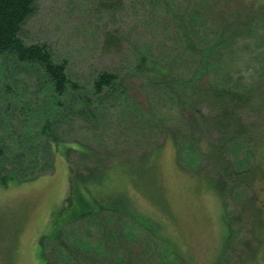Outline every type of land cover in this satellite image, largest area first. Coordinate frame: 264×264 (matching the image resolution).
Returning a JSON list of instances; mask_svg holds the SVG:
<instances>
[{
	"label": "rangeland",
	"instance_id": "1",
	"mask_svg": "<svg viewBox=\"0 0 264 264\" xmlns=\"http://www.w3.org/2000/svg\"><path fill=\"white\" fill-rule=\"evenodd\" d=\"M100 4L101 0H36V10L25 21L21 36L27 43L47 42L59 55L69 53L73 62L69 67L72 78L86 83L89 76L101 68L117 70L126 65L125 56H130L131 60L135 43L146 39L143 36L146 25L138 20V9L128 11L125 4H120L106 10ZM262 4L264 0H208L203 4L200 16L205 20L195 27L194 54L216 45L219 32H214L224 21L230 24L242 21L249 27L251 20L253 34L248 31L235 34L239 38L227 51L221 49L214 55L215 68L206 71L207 77L199 82L201 85L215 83L242 90L254 83L255 64L264 53ZM142 11L146 12L141 10L140 14ZM147 17L148 14H144L142 19L146 21ZM151 27L150 33L160 32L155 22ZM211 27L214 28L212 33L206 34ZM116 31L124 46L107 51L102 46L103 35L113 32L118 36ZM167 33L163 30V44L152 45L145 51L158 59L169 60L171 55L174 74L183 80L192 79L195 60L192 57L179 59L182 46ZM126 40L130 42L128 46ZM33 72L37 74L33 66L17 62L11 55H0V113L8 98L4 92L6 83L20 85L16 79L23 82L21 78ZM21 73L24 76H16ZM262 76L259 78L262 85L253 92L256 103L251 105L252 109L247 106L232 111L235 115L238 112L239 117L241 114L244 130L235 132V125L213 123L211 118H216L214 115L218 113L210 115L209 103L200 102V112L209 115L213 123L209 134L201 132L191 111L179 110L178 101L164 89L128 76L130 93L144 109L143 113H127L122 107L118 110L119 105L112 109L113 104L119 102L124 106L130 101L111 97L116 100L109 103L111 107L96 122L104 131H80L77 138L97 143L98 152L113 153L115 161L125 160L126 168L134 167L139 156L144 160L147 153L153 151L148 160L142 162L144 189L129 178L135 175L125 173L114 164L90 192L110 200L116 210L101 213V220L89 216L64 223L63 236L54 240L47 238L45 242L50 241L49 246L58 251L63 244L72 243L66 231L73 236L78 231V223H83L87 225L85 229L93 230L92 241H100L98 232L107 236L106 240L90 244L89 248L95 250L99 244L103 248L104 242L111 243L109 248H103L113 254L109 264H264V74ZM144 113L148 116L145 119ZM181 116H186L190 124L185 125ZM167 128L175 134L180 128V138L187 136L188 140L178 149ZM53 147L55 158L51 173L18 184L0 183V264H44L41 238L50 237L54 223L71 214L72 206L65 210L61 207L68 193L65 152L74 144L54 142ZM178 153L182 161L191 160L188 165L177 161ZM223 169L228 170L230 177L225 197L212 185L222 177ZM139 219L155 222L160 231H150ZM97 223L102 224L101 229ZM115 248L119 250L116 252ZM83 252L77 256L80 260Z\"/></svg>",
	"mask_w": 264,
	"mask_h": 264
},
{
	"label": "trees",
	"instance_id": "2",
	"mask_svg": "<svg viewBox=\"0 0 264 264\" xmlns=\"http://www.w3.org/2000/svg\"><path fill=\"white\" fill-rule=\"evenodd\" d=\"M207 1L101 0L100 5L106 10H113L120 4H125L128 11L138 9V20L146 25V31L144 34L142 33L146 39H140L135 43L131 60L130 56H125L128 59L126 65L117 70L101 68L96 74L89 76L86 83H83L79 78H72L69 67L73 62L69 53L59 55L47 42L27 43L22 38L25 21L36 10V0H0V55H11L17 62L29 64L37 71V74L33 72L21 78L23 82L16 79L20 85L12 86L11 83H6L4 86V92L8 98L4 110L0 113V183L6 186L11 183L18 184L51 173L55 158L53 143L70 142L74 144V147H68L65 152L68 165V193L61 207L62 210H65L72 206L71 214L67 219L54 223L53 234L50 237L44 238L45 236H43L41 238V255L44 264H109L113 254H109L110 252L103 248H109L112 244L104 242L103 248L100 244L95 250L92 247L89 248L90 244L106 240L107 236L101 231L97 235L100 241H92L93 230L85 229L86 224L78 223V231L73 235L74 237L66 231V236L72 238V243L67 246L63 244V247L58 251L53 249L52 245L49 246L50 241L45 242V240L47 238L60 239L64 234L62 227L64 223L79 218L85 219L89 216H96L101 220V213L103 215L108 211L116 210V206L111 205L110 200L107 201L102 196L90 192L92 187L99 184L98 179L102 180L100 177L108 173L114 164L119 165L118 167L125 173L135 175L129 178L133 179L139 188L144 189L145 182L141 181L144 175L142 162L148 160L153 151L148 152L144 160L143 156H139L134 167L128 165L126 168L123 162L125 160L115 161L113 153L108 152L103 155L99 153L97 143L84 142L77 138L80 131L88 132V129L102 133L104 130L99 128L96 122L101 114L111 107L109 103L118 97L130 101V103L122 106V103L118 102L112 105V109L119 105L118 110L122 107L127 113H143L144 109L130 93L127 85L128 76H134L137 82L145 80L157 84L160 89L165 90L168 96L175 97V100L178 101V109L191 111L195 116V125H200V131L203 133L209 134L210 126L216 121L219 125L227 124L229 127L235 125L239 128H233L235 132L241 128L245 129V124L242 125L240 121L241 114L239 113V117L238 112L235 115L232 111H238L247 106H249L248 109H252L251 105L256 103V101L253 102L255 95L253 92L263 83L259 78L264 74V53L260 54V58L255 64V81L246 89L239 90L241 88L215 83L201 85L199 82L207 77L206 71L215 68L214 55L220 53L221 49L227 51V48L239 38L235 34H242L243 31L253 34L251 20L249 27L245 26V22L242 21L238 24L224 21V25L214 32H219L216 45L208 46L206 50L194 54L197 34L195 27L199 21L204 22L205 20L200 16V11ZM262 5L264 6V4ZM141 10L146 12L142 11L140 14ZM144 14L149 16L146 21L142 19ZM153 22L159 26V33L148 31L153 30L151 29ZM228 25H232V27L229 28ZM165 29L182 46L180 48L182 55L179 54V59L187 60L192 57V60H195L192 79L183 80L174 74L173 66L170 63L171 55L169 60L158 59L145 51L152 45L160 46L164 43L163 30ZM213 29L211 27L206 34L212 33ZM119 38L120 34L117 36L113 32H105L102 46L106 47L107 51L124 46ZM128 41L125 42L127 46L130 43ZM80 70L84 69L80 68ZM24 73L16 76L22 77ZM201 101L209 103L210 115L218 113L214 115L216 118H211L213 123L208 118L209 115L200 112ZM149 111L151 112V110ZM147 117V114L144 113V119ZM234 118L236 122H233ZM120 119L121 117L119 121ZM180 119H183L185 125L190 124L186 116H181ZM157 126L163 129L161 124H157ZM167 129L166 132L176 143L178 149L188 140L187 136L180 138V128L177 130L179 133L176 134ZM180 157L178 153L177 161L179 163L188 165L191 161L189 159L182 161ZM221 174L222 177L213 181L212 185L222 197H225L230 177L226 169H223ZM133 217L137 219L136 216ZM138 221L150 231H160L156 229L155 222L141 219ZM98 225L101 229L102 224ZM118 250L119 248H115L116 252ZM82 251L84 252L80 260L77 256ZM74 252L76 254H73ZM74 259L75 262H73Z\"/></svg>",
	"mask_w": 264,
	"mask_h": 264
},
{
	"label": "bare ground",
	"instance_id": "3",
	"mask_svg": "<svg viewBox=\"0 0 264 264\" xmlns=\"http://www.w3.org/2000/svg\"><path fill=\"white\" fill-rule=\"evenodd\" d=\"M77 152V151H76ZM89 157V156H88ZM107 162V161H106Z\"/></svg>",
	"mask_w": 264,
	"mask_h": 264
}]
</instances>
